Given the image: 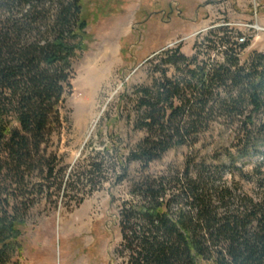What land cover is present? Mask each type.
Instances as JSON below:
<instances>
[{
	"label": "trees",
	"instance_id": "trees-1",
	"mask_svg": "<svg viewBox=\"0 0 264 264\" xmlns=\"http://www.w3.org/2000/svg\"><path fill=\"white\" fill-rule=\"evenodd\" d=\"M82 11L81 0H0V260L18 246V227L38 198L74 192L81 203L105 179L100 152L84 165L82 151L66 174L57 151L48 150L66 129L72 62L85 48ZM230 50L214 68H188L181 80L141 89L134 127L146 136L127 160L148 163L173 147L194 146L217 111L236 128L240 148L219 169L211 162L221 156L189 159L174 181L140 184L137 199L119 213L127 264H264V203L226 185L221 168L264 147V53L240 67ZM112 151L119 181L127 161L118 144ZM170 189L177 193L166 198Z\"/></svg>",
	"mask_w": 264,
	"mask_h": 264
},
{
	"label": "rangeland",
	"instance_id": "rangeland-1",
	"mask_svg": "<svg viewBox=\"0 0 264 264\" xmlns=\"http://www.w3.org/2000/svg\"><path fill=\"white\" fill-rule=\"evenodd\" d=\"M81 2L86 21L85 48L72 62V88L63 110L66 129L52 139L48 150L57 151L61 157L57 168H66V174L81 158L82 151V159L87 157L84 165L100 152L105 179L101 188L81 203L76 202L74 192L62 197L53 190L51 195L38 198L18 227V246L0 264H127L119 252V213L126 202L137 199L140 184L161 176L167 182L174 181L177 172H184L189 159L198 163L221 156L211 162L219 169L226 154L237 153L240 148L233 136L236 128L217 111L209 129L199 134L200 141L194 146L173 147L148 163L127 160L146 136L145 129L134 127L141 89L155 88L165 80H181L188 68L209 69L225 63L227 49H231V60L248 67L253 57L264 53V0ZM104 52L112 56V68L108 81L101 83L92 73ZM179 56H186L189 64L181 62ZM95 84L89 113L84 101L91 96ZM174 102L177 104L178 99ZM117 144L127 161L126 175L119 181L114 173L122 170L112 151ZM259 150L241 155L235 166L224 162L221 168L226 185L264 203V147ZM174 192L177 193L167 190L166 198Z\"/></svg>",
	"mask_w": 264,
	"mask_h": 264
},
{
	"label": "bare ground",
	"instance_id": "bare-ground-1",
	"mask_svg": "<svg viewBox=\"0 0 264 264\" xmlns=\"http://www.w3.org/2000/svg\"><path fill=\"white\" fill-rule=\"evenodd\" d=\"M110 57H112V56H109V54L107 52H104L103 55H101L97 61V62H99V65H96L94 72L92 73V77L100 78L99 82L108 81L110 71L112 68V64L109 61ZM94 59L96 60V57ZM96 89L97 88H96V84H95L93 89H92L91 96L84 101V108L86 110H89V113H90V111L92 112V108H93V104H94V96H95L94 91Z\"/></svg>",
	"mask_w": 264,
	"mask_h": 264
}]
</instances>
